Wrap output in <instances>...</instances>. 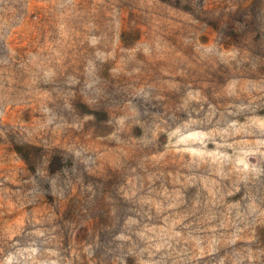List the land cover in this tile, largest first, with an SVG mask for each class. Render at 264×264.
Masks as SVG:
<instances>
[{
  "label": "clouds",
  "instance_id": "clouds-1",
  "mask_svg": "<svg viewBox=\"0 0 264 264\" xmlns=\"http://www.w3.org/2000/svg\"><path fill=\"white\" fill-rule=\"evenodd\" d=\"M78 3L79 0H0V142L13 147L9 161L12 165L22 163L27 168L25 178L17 181L23 185L22 200L31 198L29 202H36L44 198L54 209L60 202L68 200L73 190H78L83 197L80 208L85 214L80 217L81 223L100 215L110 216L111 223L98 226L84 245L65 249L60 243L64 230L55 222L54 211L39 217L23 213L16 225L0 231V264H76L82 256L89 264H127L128 258H133L135 264H196L205 258H208V264H255L258 254L250 247L254 237L243 233L249 227L248 217H254V222H264V167L261 166L264 139L234 144L227 140L229 136L241 134L264 137V118L240 124L221 114L213 126L217 109L202 91L191 85L184 89L183 102L177 109L161 112V102L165 98L154 85L122 83L120 72L123 67L111 70V75L105 74L104 65L109 57L115 59V50L112 53L99 50L104 36L96 34L97 25L91 19H85L86 13L78 9ZM229 3L234 13L231 21L216 30L211 44L196 36L197 26L207 24V19H201L204 16L201 0H179V7L176 0H172L168 7L192 26L185 39L191 43L200 63H224L239 71L246 70L245 65L250 64L251 71L259 72L264 65V0H254L243 8L240 5L245 0H229ZM37 4L41 5L40 12L29 21L28 10ZM109 15L118 30L117 10L113 8ZM73 23L88 28L87 39L96 49L93 56L86 58V67L80 76L64 75L56 66V62L66 55ZM45 26L50 29L48 35L53 42L49 47L50 54L41 57L29 51L26 60L17 61L15 36L21 30L39 36ZM229 33L250 38L253 48L240 51L236 39ZM226 40L231 41L232 50L217 46ZM166 43L156 37L153 42L135 48L134 62L122 57V66L127 63L125 74L133 77L141 73L144 68V61L138 55L141 50L152 59L164 55ZM14 65L28 76L22 90L5 87V84L16 83L12 79ZM179 88V85H173V90ZM254 92L259 95H253ZM241 93L249 97L247 103L241 101L234 106L233 112L226 109L229 116L249 111L257 101L264 103V80L242 83L237 78L230 79L225 94L239 99ZM193 104L197 107H192ZM30 105H35V111L39 113V118L32 123L19 117L8 118V108ZM100 114L108 115L101 119ZM207 126L212 127L204 130ZM89 132L98 134L100 141L107 142L108 147L101 151L71 139ZM161 135L167 138L168 151L190 153L191 164L196 166L210 163L221 181L235 177L229 194L243 192L245 207L241 210V204L234 203L230 208L237 209L235 223H244L243 228L236 227L230 233L221 234H216L217 230L213 228L211 236L200 235V229L186 233L173 230L179 221L159 231L134 228L137 220L128 215L129 209L120 203L121 196L132 200L136 195L134 181L130 179V187L125 190L118 181L99 178V172L104 161L123 169L129 149L141 152L150 149ZM65 136L70 138L69 142L55 146L57 138L62 140ZM196 142L202 147L193 149L192 144ZM27 143H40L44 150L33 154L30 160L25 159L23 152L16 149L24 148ZM208 143L215 144L216 150H205L203 146ZM226 148L233 150L231 155L222 150ZM162 155L156 159H162ZM248 157L258 159L251 163ZM146 161L147 156L141 164ZM20 171L16 167L10 168L5 179H12ZM218 194L219 186L209 192V203H218ZM6 196H9V190L0 182V201ZM139 203L153 202L142 198ZM3 206L0 203V207ZM13 206L22 208L24 205L21 202ZM155 207L158 212L163 210L159 203ZM185 227L191 229L190 225ZM69 228L76 226L70 224ZM149 232L152 235H148ZM238 241H245L249 246L236 249ZM222 248L229 249L230 254L219 255Z\"/></svg>",
  "mask_w": 264,
  "mask_h": 264
},
{
  "label": "rangeland",
  "instance_id": "rangeland-1",
  "mask_svg": "<svg viewBox=\"0 0 264 264\" xmlns=\"http://www.w3.org/2000/svg\"><path fill=\"white\" fill-rule=\"evenodd\" d=\"M204 5L202 11L204 16L202 20L207 19V24L197 26L196 36L198 40L211 44L216 35V30L229 24L233 16V9L229 0H201ZM254 0H245L240 7H246ZM172 0H79L78 9L86 13L85 19H91L97 25L96 34H103L104 39L98 46L104 53H112L115 50V59L108 58L105 63V74L111 75V70L121 69L120 81L134 83L137 86L152 84L164 96L161 102V112L175 110L183 102L184 89L191 85L195 90L202 91L207 101L215 106L217 114L213 118V126L217 120H220L221 114L228 120H236L240 124H245L250 119L264 118V103L257 101L247 112H236L229 116L228 112L234 111V106L241 101L247 103L249 97L241 93L239 99L225 94L227 83L232 78L244 81H254L259 83L264 80V65H261L259 72L251 71V65L246 64L244 71L235 70L224 63H200L196 59V54L191 43L186 41L191 27L188 22L179 13L172 11L168 5ZM179 7V0H176ZM115 8L119 14V28L113 24V18L109 15ZM41 5L37 4L28 10L29 21L34 20L40 12ZM43 18L41 17V22ZM71 39L68 41L69 47L62 60L56 62L58 70L64 75L80 76L84 73L86 67V58L93 56L96 49L93 48L87 39L90 35L89 30L83 24L73 23ZM50 29L45 26L39 36L35 32L20 31L15 36L14 51L18 54L17 61L27 59V53L39 54L41 57L48 56L49 47L52 45V38L48 35ZM236 39L238 49H252L253 44L250 38L237 36L235 33H229ZM119 37V38H118ZM156 37L167 43L164 45V55L149 59L143 51L138 54L139 59L144 61V68L141 73L127 76V63L122 66L121 58L128 57L133 59L134 50L137 46H143L153 42ZM219 48L232 50L231 41H224L217 45ZM12 79L15 84H5V87H12L16 90H22L28 79L27 73L17 70L14 65L12 69ZM173 85H179V90H173ZM253 95H259L253 93ZM233 106V107H230ZM192 107H197L193 104ZM205 110L207 104L204 105ZM228 110L226 112L225 110ZM9 119L19 117L20 119L32 123L39 118V113L35 111V105L24 107H10L7 109ZM108 114H100L104 119ZM224 125L221 124V127ZM203 127V126H202ZM212 126H207L208 130ZM69 137L65 136L62 140L57 138L55 146L67 144ZM74 141L83 142L101 151L108 147L107 142H101L99 135L89 132L86 136H74ZM257 139H264L258 136H245L243 134L229 136L227 143H239L242 140L254 142ZM219 143V139L217 138ZM167 138L161 135L160 140L150 149L143 152L135 149H129L124 157L126 165L123 169L114 167L112 162L104 161L103 167L99 172V178H104L109 182L118 181L120 186L129 189L128 181H134L136 195L132 200L120 197V203L125 205L129 211L128 215L137 220L135 229H167L175 221V231L186 233L190 230L200 229V235L211 236V229L215 228L216 234L230 233L236 227H244V223H235L237 209L230 208L234 203L241 204V210L245 207L244 193L237 192L229 194L232 191V184L235 177L227 180H220L215 173L214 166L210 163L199 166L191 164L193 157L188 152L168 151L166 148ZM202 145L198 142L192 144V148H200ZM207 151L216 150V145L208 143L203 146ZM23 152L25 159H31L32 155L44 150L40 143H27L22 149H16ZM232 154V149H222ZM14 149L11 145L0 142V182L3 188L9 190V196L5 197L3 207H0V231L10 229L17 224L23 213H29L34 217L46 215L54 211L55 222L62 225L64 236L60 243L63 248L80 247L89 241L96 233L98 226L103 223H111L110 216L100 215L87 219L81 223L80 217L85 216L80 205L83 204V197L78 190H73L68 200L60 202L55 208H51L49 201L40 198L36 202H29L31 198L22 200L21 189L23 185L17 181H22L27 173V168L22 164L12 165L9 161ZM264 151V149H261ZM163 154V155H162ZM162 159H156L161 156ZM147 156V161L141 164L143 158ZM258 157H248V161L255 163ZM264 167V162L261 164ZM16 167L21 171L12 179H5L9 169ZM135 169V171H132ZM216 181V184L210 183ZM219 186V194L216 197L217 202L209 203V192L215 191ZM243 188V185H240ZM20 193V195H11ZM177 193L179 197H177ZM167 194V195H165ZM148 199L153 203L140 204V199ZM23 202V207H14ZM159 203L162 211H157L155 204ZM169 204H175L169 207ZM207 217H214L207 219ZM74 224L75 229H70L69 225ZM227 224L228 227H221ZM249 227L243 233L245 236L254 237L250 247L258 254L255 264H264V222H254V217H248ZM190 225L191 229L185 226ZM148 235H152L151 232ZM245 241H238L236 249L248 247ZM230 254L229 249L222 248L219 255ZM95 259V258H94ZM89 264L86 257H81L76 264ZM127 264H135L133 258H128ZM196 264H208V258L197 261ZM230 264V262H229ZM247 264V262H245Z\"/></svg>",
  "mask_w": 264,
  "mask_h": 264
}]
</instances>
